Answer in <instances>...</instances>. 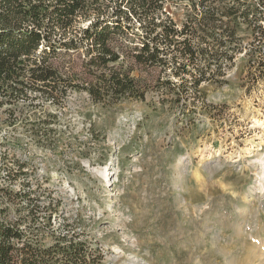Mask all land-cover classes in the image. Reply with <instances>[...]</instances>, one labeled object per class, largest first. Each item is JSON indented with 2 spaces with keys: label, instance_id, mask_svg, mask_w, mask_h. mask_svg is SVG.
I'll list each match as a JSON object with an SVG mask.
<instances>
[{
  "label": "rangeland",
  "instance_id": "obj_1",
  "mask_svg": "<svg viewBox=\"0 0 264 264\" xmlns=\"http://www.w3.org/2000/svg\"><path fill=\"white\" fill-rule=\"evenodd\" d=\"M115 3L94 0L77 27ZM191 8L192 0H167L164 17L181 27ZM134 33L143 34L139 24ZM134 33L111 45L151 86L167 75L134 62ZM241 36L244 50L227 69L228 84H203L202 100L178 103L151 88L145 100L112 105L85 92H72L63 106H14L0 97L2 218L21 217L27 202L8 196L21 197L31 181L47 190L46 202L60 201L53 226L77 219L75 231L101 249L104 264H264V80L247 89L254 40L245 26ZM53 63L78 81L87 77L77 54ZM51 115L56 121L44 123ZM44 130L50 137L38 139ZM22 164L25 175L11 183L8 174Z\"/></svg>",
  "mask_w": 264,
  "mask_h": 264
},
{
  "label": "trees",
  "instance_id": "obj_2",
  "mask_svg": "<svg viewBox=\"0 0 264 264\" xmlns=\"http://www.w3.org/2000/svg\"><path fill=\"white\" fill-rule=\"evenodd\" d=\"M166 1L116 0L111 12H99L87 26L77 27L78 18L89 17L94 0H0V97L14 106H63L72 92H85L95 103L112 105L145 100L152 89L174 95L178 103L181 98L202 100L203 84H228L227 69L244 50L243 26L254 40L247 53V89H252L250 82L256 87L264 80V0H192L181 27L164 17ZM136 24L142 35L134 33ZM132 33L140 40L128 52L134 62L160 69L166 78L148 86L133 76L123 52L111 45ZM75 54L83 58V82L53 63ZM51 121L56 115L44 123ZM44 131L35 136L47 140L51 134ZM24 168L20 165L7 179L17 181ZM33 185L28 182L21 197L8 196V201L27 202L20 218L7 222L2 218L5 210L0 211V264H104L101 249L75 231L77 219L53 226L60 201L46 202L42 197L47 190ZM47 237L51 243H45Z\"/></svg>",
  "mask_w": 264,
  "mask_h": 264
}]
</instances>
